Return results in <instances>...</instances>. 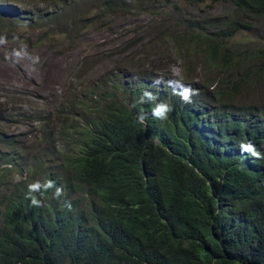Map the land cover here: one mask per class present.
<instances>
[{"label":"trees","instance_id":"1","mask_svg":"<svg viewBox=\"0 0 264 264\" xmlns=\"http://www.w3.org/2000/svg\"><path fill=\"white\" fill-rule=\"evenodd\" d=\"M221 1L234 9L223 28L212 30L205 20L186 21L178 23L180 32L184 25L199 30L172 36L175 55L189 75L196 72L200 56L211 68L222 64V70L238 69L240 61L230 56L233 49L222 46L264 17V0L187 2L198 7ZM22 2L25 7L20 9H0L2 16L17 17L16 23L0 19V26L10 27L5 39L13 37V28L27 25L31 32L40 26V38L55 41L61 36L58 29L73 32L80 17L67 0ZM101 3L112 9L128 6L125 0ZM194 56L196 66L188 64ZM138 60L144 63L135 73L180 80L189 87L193 82L203 92H197L190 104L176 96L168 118L159 120L151 115L157 102L138 101L132 109L111 89L100 93L109 87V79L90 98L72 87L70 102L57 110L54 124L46 108L0 95V207L1 193L18 183L15 174L31 175L34 168L44 166L39 157L73 179L91 201L84 214L74 213L77 204L71 211L61 205L28 213L21 209L30 205L26 193L15 194L5 206L0 264H264V160L239 151L241 142L251 141L264 153V104L236 103L247 82L264 77V67L244 70L245 75L229 80V86L211 89L210 80L201 85L190 76H173L164 58L155 64ZM8 106L11 113H6ZM139 113L146 114L143 123L137 119ZM24 121L38 122L32 143L24 140V133H7ZM68 139L71 144L65 147ZM58 142L65 151H57ZM28 146L37 149L35 157ZM54 191L35 195L50 201Z\"/></svg>","mask_w":264,"mask_h":264},{"label":"rangeland","instance_id":"2","mask_svg":"<svg viewBox=\"0 0 264 264\" xmlns=\"http://www.w3.org/2000/svg\"><path fill=\"white\" fill-rule=\"evenodd\" d=\"M101 1L103 2V0H67V5L80 17L73 32L66 33L58 29L57 32L61 36H57L55 41L42 40L40 26L34 27L33 30L36 32H31L27 25L13 28L11 34L13 37L6 39V43H0V89L2 90L0 95L6 96L4 99L18 96L31 103L34 102L41 110L46 108V116L51 118L54 124L57 110L70 102L68 92L72 87L83 89L80 93L90 98L91 92L103 81L116 78V74L125 70L134 72L135 68L144 63L138 60L139 58L152 61L154 64L158 59L164 58L169 65L167 71L172 75L177 71L179 74L176 77L182 79L190 76L191 81L201 85L210 80L211 89L229 86V80L231 82L245 75L244 70L264 67V17L257 21L253 20L250 29L241 31L236 38L226 43L225 47L222 46L223 50L233 49L230 56L235 62L240 61L236 70H222V64H218L217 69L211 68L203 64V56H200L199 64L196 66L194 56L188 64L195 65L197 70L189 75L184 68L183 60L175 55L177 52L172 36L199 30V27L184 25L183 32H180V22L205 20L211 25L212 30L223 28L234 13L232 6L226 1L214 6L204 4L196 7L187 2L188 0H158L159 4L142 2L137 4L135 0L134 2L129 0L128 6L124 9L121 7L112 9ZM9 7L20 9L25 7V4L22 0H0L1 10ZM0 19L17 22L16 16L0 14ZM92 21L95 23L91 24ZM0 27V37H3L5 30L10 27ZM26 37L29 40L24 39ZM152 49L154 51L150 53ZM14 50L22 52L23 58L19 61L12 56ZM194 50L192 47L193 52ZM147 53L149 56H145ZM33 56L40 57L39 63L34 66L31 63ZM149 66L151 65L146 67L151 68ZM221 70L224 73L220 72ZM162 72H166V69ZM245 86L242 96L237 98L236 103L250 107L264 104V77L251 79ZM190 87L198 93L203 92V89L193 82ZM205 90L213 96L209 89L205 88ZM109 91V87H104L100 93ZM6 113H11L10 106L7 107ZM61 126L62 117L59 116L58 131ZM55 127L56 125L54 129ZM7 133L9 135L24 133V140L32 143L38 133V122L24 121L23 125H12L7 129ZM56 137L57 131L53 143L56 142ZM67 141L71 140H66L65 147L71 144ZM56 146L57 149L65 151L59 142ZM28 149L30 152L35 151L33 153L35 157L37 149L30 147ZM39 159L46 162L44 158L39 157ZM29 162L33 163L32 160ZM21 180L25 179L21 177ZM90 202L87 200L85 207Z\"/></svg>","mask_w":264,"mask_h":264},{"label":"clouds","instance_id":"3","mask_svg":"<svg viewBox=\"0 0 264 264\" xmlns=\"http://www.w3.org/2000/svg\"><path fill=\"white\" fill-rule=\"evenodd\" d=\"M125 1L129 2V0ZM0 43H6V39L0 37ZM12 56L17 61L23 58L21 51L14 50ZM39 61V56H33L31 59L33 66L38 64ZM178 74L177 71L173 72L175 77ZM110 80L109 88L115 93L118 101L129 105L132 109L138 101L139 103L157 102L151 109V115L159 120H166L168 118V114L172 111L170 105L176 96H179L183 103L190 104L195 101V95L197 94L196 90L185 86L180 80L166 79L162 76H148L147 74L130 72L129 70L116 74V78L112 77ZM137 119L140 123H143L146 119V114L139 113ZM155 142L159 143V139L156 138ZM239 151L241 154H247L256 160H264V153H261L251 141L241 142L239 144ZM42 163L44 166H35L36 168H34L31 175H27L26 173L24 175L22 173L15 174L16 182H18L17 185L1 193L3 203L0 207V231L3 229L5 223V206L12 202L15 194L26 193V199L30 201V205L25 208L21 206V209L28 213H38L44 206L52 208L61 205L71 211L74 204H77V209L74 210V213L80 212V214H84L86 212L85 203L88 198L82 195V190L77 187L75 181L62 170L50 167V161ZM20 176L25 180H21ZM58 184L61 187L56 186ZM50 189H55L53 198L50 201H45L35 195L36 193H40L43 196ZM15 206L19 207L18 205Z\"/></svg>","mask_w":264,"mask_h":264}]
</instances>
